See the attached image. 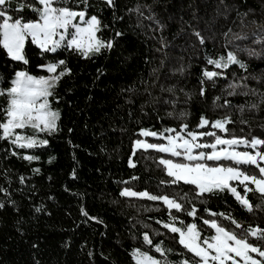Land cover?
<instances>
[{"label":"trees","instance_id":"trees-1","mask_svg":"<svg viewBox=\"0 0 264 264\" xmlns=\"http://www.w3.org/2000/svg\"><path fill=\"white\" fill-rule=\"evenodd\" d=\"M19 2L11 0L7 6L14 18H37L27 7L16 11ZM88 4V16L97 15L107 25L97 35L112 42L110 49L86 59L66 47L42 54L29 40L25 46L29 63L24 65L0 48V88H9L18 70L41 75L46 71L40 65L59 60L71 69L49 98L60 120L58 132L40 134L48 144L19 149L0 140V187L7 190V194L0 192L5 205L0 209V264H135V248L164 259L144 244V233L153 244L172 250L167 259L173 264L191 259L178 244V234L163 227L170 219L163 202L122 197L124 187L177 198L186 211L173 209L172 215L196 223L203 233H211L205 219H215L238 234L242 231L220 213L244 228L264 229L260 193L247 194L252 212L227 190L197 197L193 186L161 183L170 179L158 163L162 153L137 149L133 154L132 148L142 129L179 130L183 124L194 129L201 116L209 121L230 116L233 123L227 125L225 136L264 139V105L247 109V104L259 102V96L227 97L223 91L233 75H243L249 76L250 88L264 93V0H115V7L105 0H88ZM69 6L84 8L79 0H71ZM137 6L143 16L130 11ZM197 32L204 38L203 45ZM227 51L236 52L248 71L231 66L225 70L227 79L217 78L215 86L206 80L201 96L202 70L220 71L207 65V58ZM249 51L259 55L249 56ZM216 96L230 99L231 106H214ZM242 104L246 105L243 112ZM0 105L7 106V97H0ZM26 154L39 160L22 159ZM36 168L39 173L33 171ZM237 191L244 196L239 183ZM185 195L187 199H180ZM193 207L197 214L189 217L187 211ZM249 242L264 248V241L254 237Z\"/></svg>","mask_w":264,"mask_h":264},{"label":"snow or ice","instance_id":"snow-or-ice-1","mask_svg":"<svg viewBox=\"0 0 264 264\" xmlns=\"http://www.w3.org/2000/svg\"><path fill=\"white\" fill-rule=\"evenodd\" d=\"M79 2L84 5V8L76 10L69 6L71 0H32V2L20 0L15 10L23 12L27 7L37 17L26 20L23 16L14 18L9 14L7 6L11 0H0V48L12 61L22 62L24 65L29 63L25 56V46L29 40L41 50L42 54L56 53L61 47H66L86 59L99 54L102 49H110L112 42L105 41L97 35L107 25H103L97 15L88 16V0H79ZM106 3L110 7H115V0H106ZM130 11H135L143 16L139 6ZM147 18L151 19L152 17ZM117 35H121V33H117ZM195 35L203 45L204 38L198 32ZM242 38L237 37V39ZM248 54L249 56L259 55L255 51H249ZM207 65L220 71H209L207 68L202 70L201 96L205 94L203 87L205 81H211L215 86L217 78L227 79L225 70L230 69L231 66L237 65L244 72L248 71L247 63L241 60L234 51H227L226 55L217 58L208 57ZM39 67L46 70L49 75L37 76L27 70H18L11 80V86L7 89L0 88V97H7V106L0 105V140L8 141L19 149L44 147L48 144V140L41 138L40 134L51 136L59 131L60 112L51 107L49 98L54 96L60 80L71 74V69L67 67L64 60ZM248 80L249 76L236 77L233 75V79L226 84L223 91L227 97L258 95V103L247 104L248 110H256L264 105V93H258L257 89L250 88ZM167 91L173 92V89L169 88ZM222 98V96H216L213 99L214 106L230 107V99L223 98V104L218 103ZM245 107L246 105L242 104L239 110L243 112ZM231 123L233 121L230 116L215 121H209L206 117L201 116L197 129L210 126L220 132L229 133L227 125ZM241 123H246V121H241ZM29 129L31 132L25 134ZM139 135L153 137L166 141V143H148L146 140L137 139L133 154L137 149H152L176 158L170 159L162 156L159 159V165L163 166L166 175L170 178L168 181H161V183L177 186L183 183L193 186L197 197L227 190L249 212H252L254 208L247 199V194L255 191L264 196V139L255 136L249 139L235 135L224 138L216 131H192L187 124L181 125L179 130L165 128L163 131L157 132L142 129ZM204 137H212L213 140L210 143L203 142ZM241 147L251 149V151L238 150ZM12 155H17V153L13 152ZM21 158L29 162L39 160L38 156L27 154ZM224 161L230 163H222ZM129 163L130 166L135 167L131 160ZM241 165L255 167L258 170V175L249 174L241 168ZM33 171L39 173L40 169L36 168ZM74 176L75 173H73ZM24 182L25 178L21 176L20 183ZM232 182H238L243 186L244 196H241L237 191V186H234ZM249 185L255 187H249ZM0 192L7 194V190L2 187H0ZM120 196L147 198L151 201L163 202L170 217L169 222L164 223L163 227L171 233L178 234V244L191 254V259L183 258L176 264H264V248L249 242V237H254L257 241H264V229L259 226L244 228L230 216L220 213V216L230 220L236 228L242 229V231L238 234L234 230H228L221 226L215 219H205L203 223L214 230V234L205 235L196 223H185L177 216L172 215L173 209L177 212L186 211L183 204L178 202L175 197L153 195L148 191L137 192L131 188L122 189ZM180 199H187V196H181ZM4 206L0 202V209ZM255 207L259 208L260 205ZM41 210V208L36 209L37 212ZM81 211L84 216L88 217L87 211L83 209ZM196 214L195 207L191 211H187L189 217H195ZM210 215L216 216L217 214L210 213ZM89 219L96 218L89 217ZM177 222L180 226H177ZM157 223L161 222L157 221ZM143 242L151 246L154 252L164 259H158L147 251L135 248L132 251L135 264H173L167 259V254L172 251L171 249H165L161 244H153L148 233L143 234ZM257 256L259 259L256 258Z\"/></svg>","mask_w":264,"mask_h":264},{"label":"rangeland","instance_id":"rangeland-1","mask_svg":"<svg viewBox=\"0 0 264 264\" xmlns=\"http://www.w3.org/2000/svg\"><path fill=\"white\" fill-rule=\"evenodd\" d=\"M106 1V0H105ZM10 14V13H9ZM44 70V69H43ZM44 71H46V70H44ZM41 75H45V76H47V75H49L48 73H47V71H46V73L45 74H41ZM37 76H40V75H37ZM190 130H192V131H216L217 132V134L218 135H221L222 137H224V138H230L231 136H225L224 134H223V132H220L219 130H216V129H210V128H208V127H206V128H203V129H197V127L196 128H194V129H190ZM141 131V130H140ZM25 134H27V133H25ZM45 139V138H44ZM137 139H142V140H146L148 143H166V141H162V140H159V139H156V138H153V137H142V136H140L139 138H137ZM137 139H135L134 141H133V145H132V148H133V151H134V148H135V141L137 140ZM212 140H213V138L212 137H204L203 138V142H208V143H210V142H212ZM238 150H241V151H243V150H248V151H251V149H244L243 147H241L240 149H238ZM207 151H210V150H207ZM163 155V157L164 158H170V159H176V158H173V157H170L168 154H164V153H162ZM161 156V157H162ZM209 164H211L212 162H208ZM222 163H225V164H227V163H230V162H227V161H224V162H222ZM241 168L242 169H244V170H246L249 174H253V175H258V170L255 168V167H253V166H247V165H241ZM233 183V185L234 186H237V183L238 182H232ZM249 187H251V185H249ZM253 188L255 187L254 185L252 186ZM124 188H128V187H124ZM123 188V189H124ZM133 190V189H132ZM135 191V190H134ZM137 192H141V191H137ZM151 194V193H150ZM154 195V194H153ZM191 223H193V222H191ZM211 229V228H210ZM205 235H212V234H214V230L213 229H211V233H204ZM254 256L256 255V254H253ZM157 258V257H156ZM256 258H258L259 259V257L257 256ZM159 259V258H158ZM134 260V259H133Z\"/></svg>","mask_w":264,"mask_h":264}]
</instances>
